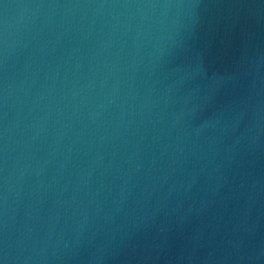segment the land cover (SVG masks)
Returning a JSON list of instances; mask_svg holds the SVG:
<instances>
[{
  "label": "water",
  "instance_id": "water-1",
  "mask_svg": "<svg viewBox=\"0 0 264 264\" xmlns=\"http://www.w3.org/2000/svg\"><path fill=\"white\" fill-rule=\"evenodd\" d=\"M0 264H264V0H0Z\"/></svg>",
  "mask_w": 264,
  "mask_h": 264
}]
</instances>
